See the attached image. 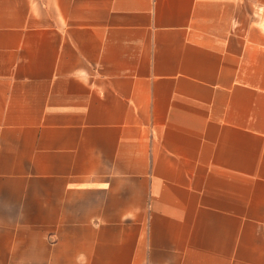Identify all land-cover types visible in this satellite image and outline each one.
Returning a JSON list of instances; mask_svg holds the SVG:
<instances>
[{"label": "crops", "instance_id": "1", "mask_svg": "<svg viewBox=\"0 0 264 264\" xmlns=\"http://www.w3.org/2000/svg\"><path fill=\"white\" fill-rule=\"evenodd\" d=\"M0 264H264V0H0Z\"/></svg>", "mask_w": 264, "mask_h": 264}]
</instances>
